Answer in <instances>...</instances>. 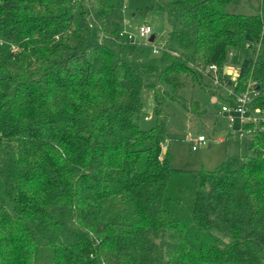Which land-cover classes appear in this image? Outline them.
<instances>
[{
  "label": "trees",
  "instance_id": "trees-1",
  "mask_svg": "<svg viewBox=\"0 0 264 264\" xmlns=\"http://www.w3.org/2000/svg\"><path fill=\"white\" fill-rule=\"evenodd\" d=\"M242 1L0 0V264H264L261 126L246 125L239 167L188 172L163 154L169 104L206 113L186 84L231 101L204 76L231 50L236 92L255 88L264 110V0L228 12ZM123 9L166 14L164 50L129 40Z\"/></svg>",
  "mask_w": 264,
  "mask_h": 264
},
{
  "label": "rangeland",
  "instance_id": "rangeland-1",
  "mask_svg": "<svg viewBox=\"0 0 264 264\" xmlns=\"http://www.w3.org/2000/svg\"><path fill=\"white\" fill-rule=\"evenodd\" d=\"M262 0H243L239 4L228 7V12L233 14L256 15L260 13ZM123 25L126 33L132 34L136 39L139 37L138 28L143 23H148L156 37L155 44L163 43L173 29L170 18L164 13H153L146 20L135 18L127 10L115 17ZM158 56L153 55V59ZM243 62V54L239 50H231L223 70L232 74L234 70L239 71ZM229 75L230 80L235 79ZM182 97L187 100L194 99L200 103L204 114H192L177 104H169V135L167 149L172 166L183 171H213L222 163L229 161L237 167L243 164V159L251 155L252 138L251 134H241L242 126L237 120L231 124L228 121V114L222 112L224 106L230 107L229 102L219 96L209 94L199 86L192 87L190 84L181 91ZM144 112L140 118V127L149 130L154 126L155 120L152 116L154 107L153 92L150 89L143 92ZM200 112L201 109H200ZM236 115V114H235ZM205 137V145L192 151L191 146L199 137ZM10 210L13 208L10 206ZM225 242L231 241V237L216 232Z\"/></svg>",
  "mask_w": 264,
  "mask_h": 264
},
{
  "label": "built area",
  "instance_id": "built-area-1",
  "mask_svg": "<svg viewBox=\"0 0 264 264\" xmlns=\"http://www.w3.org/2000/svg\"><path fill=\"white\" fill-rule=\"evenodd\" d=\"M124 33L128 35V39L131 41H140L144 45L151 46L154 54H159L165 48L163 43L156 45L155 43L150 42L153 29L149 24H143L139 26L138 39H136L132 34H128L126 32ZM230 74L224 70L220 72V69L216 65L208 67L204 73V76L207 78V80L211 82L213 86L222 88L226 97L231 100L229 101L231 106H224L222 112L228 114L229 123L233 124L237 120L239 121L242 126L241 134H252L253 130L245 128L248 124L261 126V130L264 131V110L254 107L255 100L260 96L259 91L255 88H252L245 92L237 93L235 89L239 74L237 73V70H234V72L231 74L235 77L233 80L228 78ZM230 82L233 83L232 86L230 85ZM206 142L207 140L205 137H199L192 143V151H197L198 147L205 145Z\"/></svg>",
  "mask_w": 264,
  "mask_h": 264
},
{
  "label": "water",
  "instance_id": "water-1",
  "mask_svg": "<svg viewBox=\"0 0 264 264\" xmlns=\"http://www.w3.org/2000/svg\"><path fill=\"white\" fill-rule=\"evenodd\" d=\"M154 40H155V35H152V36L150 37V42H154ZM166 152H167V147H164V148H163V154H166Z\"/></svg>",
  "mask_w": 264,
  "mask_h": 264
}]
</instances>
